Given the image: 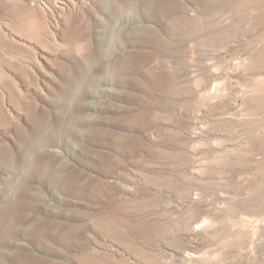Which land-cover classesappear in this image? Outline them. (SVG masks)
Wrapping results in <instances>:
<instances>
[{"label":"rangeland","instance_id":"rangeland-1","mask_svg":"<svg viewBox=\"0 0 264 264\" xmlns=\"http://www.w3.org/2000/svg\"><path fill=\"white\" fill-rule=\"evenodd\" d=\"M0 264H264V0H0Z\"/></svg>","mask_w":264,"mask_h":264},{"label":"bare ground","instance_id":"bare-ground-1","mask_svg":"<svg viewBox=\"0 0 264 264\" xmlns=\"http://www.w3.org/2000/svg\"><path fill=\"white\" fill-rule=\"evenodd\" d=\"M45 5V4H44ZM67 10V9H66ZM131 14V13H130ZM25 26V25H24ZM29 32V34L27 33ZM25 33H27V36H29L30 38H33V39H38L40 37V31H39V28L36 27V25L34 23L30 21H28L27 23V26H25ZM214 217V216H213ZM203 226V225H202ZM199 229V226H194L192 228V231L193 232H197ZM203 238V237H202Z\"/></svg>","mask_w":264,"mask_h":264}]
</instances>
